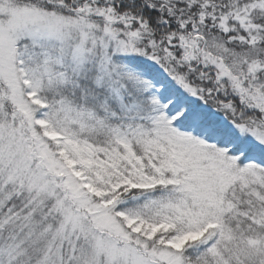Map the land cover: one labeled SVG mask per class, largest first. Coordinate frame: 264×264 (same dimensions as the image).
<instances>
[{"label": "snow or ice", "instance_id": "snow-or-ice-1", "mask_svg": "<svg viewBox=\"0 0 264 264\" xmlns=\"http://www.w3.org/2000/svg\"><path fill=\"white\" fill-rule=\"evenodd\" d=\"M0 264H264V0H0Z\"/></svg>", "mask_w": 264, "mask_h": 264}]
</instances>
